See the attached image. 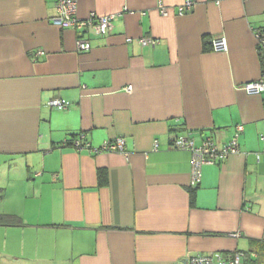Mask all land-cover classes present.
I'll use <instances>...</instances> for the list:
<instances>
[{"label":"crops","instance_id":"1","mask_svg":"<svg viewBox=\"0 0 264 264\" xmlns=\"http://www.w3.org/2000/svg\"><path fill=\"white\" fill-rule=\"evenodd\" d=\"M159 1L79 0L81 18L114 16L79 51L78 32L53 23L56 0H0V212L24 222L0 225V264H188L234 251L264 264V93L241 87L264 72V0H194L184 14V0H162L167 15ZM217 36L227 51L205 49ZM238 124L240 152L204 164L193 185L192 153L174 139L223 146ZM80 133L90 145L66 144ZM120 137L124 152L98 151Z\"/></svg>","mask_w":264,"mask_h":264},{"label":"built area","instance_id":"2","mask_svg":"<svg viewBox=\"0 0 264 264\" xmlns=\"http://www.w3.org/2000/svg\"><path fill=\"white\" fill-rule=\"evenodd\" d=\"M79 0H56L58 14L53 18V23L60 27L71 26L78 32L77 48L79 51H88L92 48L91 40L84 36L85 33H93L98 36H105L109 33L113 15L98 16L92 13L87 18H81L78 15ZM194 5V0H184L178 5V14H184L189 11ZM159 9L162 15L168 14V9L163 1H159ZM132 40V38L127 39ZM154 39L146 37L143 39V44L154 43ZM258 48L264 54V32H257ZM212 49L214 51H227L228 42L224 36H217L212 40ZM44 50H39L38 54H44ZM249 94L264 93V72L258 79H253L245 82L241 86ZM132 86L129 85L127 90L130 91ZM70 104L69 101L63 98H55L49 101V105L66 108ZM244 130V124L236 126L234 137L227 144L220 146L211 137L204 138L201 144H196L195 139L191 135L181 134L177 136L173 143L176 148L185 149L192 153L193 160V185H196L201 178V170L204 164H214L224 160L230 154L239 153L238 137ZM264 142V134L260 135ZM90 145L84 139V135H79L73 140L72 146L81 149L84 146ZM125 139L120 137L111 141H106L98 151H125ZM158 144L156 143V146ZM258 159L260 153H257ZM240 233L233 234L234 236ZM188 264H254L248 258L244 251H234L231 253L212 252L203 255L192 256Z\"/></svg>","mask_w":264,"mask_h":264},{"label":"trees","instance_id":"3","mask_svg":"<svg viewBox=\"0 0 264 264\" xmlns=\"http://www.w3.org/2000/svg\"><path fill=\"white\" fill-rule=\"evenodd\" d=\"M205 49L206 50H210L212 49V42H208L205 39ZM262 57V62H263V67H264V54L261 56ZM83 133L80 134H76L74 135L70 140H67L66 144L68 145H72L73 140L75 139L76 136H79ZM103 173L100 172V177H103ZM196 191H197V187H191L190 188V193H191V204L195 203V195H196ZM5 196V190L4 188H0V200L3 199V197ZM0 225H15V226H20V225H24V222L22 220V218L18 215L15 214H11V213H1L0 212ZM256 261V260H255ZM253 263H255L252 260Z\"/></svg>","mask_w":264,"mask_h":264},{"label":"rangeland","instance_id":"4","mask_svg":"<svg viewBox=\"0 0 264 264\" xmlns=\"http://www.w3.org/2000/svg\"><path fill=\"white\" fill-rule=\"evenodd\" d=\"M5 264H7V263H5Z\"/></svg>","mask_w":264,"mask_h":264}]
</instances>
